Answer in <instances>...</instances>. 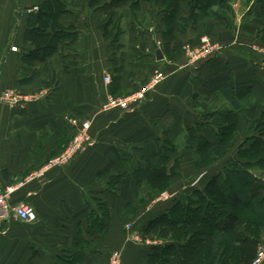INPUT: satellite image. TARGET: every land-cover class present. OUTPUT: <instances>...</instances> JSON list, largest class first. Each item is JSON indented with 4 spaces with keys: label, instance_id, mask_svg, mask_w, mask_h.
<instances>
[{
    "label": "crops",
    "instance_id": "1",
    "mask_svg": "<svg viewBox=\"0 0 264 264\" xmlns=\"http://www.w3.org/2000/svg\"><path fill=\"white\" fill-rule=\"evenodd\" d=\"M55 1L0 0V93L38 96L23 107L0 104V184L15 188L12 205L32 206L38 214L32 224L12 217L0 226V264H110L115 252L122 253V264H151L155 254L154 264H183L174 253L182 242L156 236L130 242V210L135 229L148 238L144 229L171 207L142 217L137 202L146 183L138 185L135 175L162 156L168 176L178 163L186 182L191 175L184 165L202 172L195 166L201 140L219 141L228 126L225 111L236 119L238 147L252 137L251 126L264 111V56L252 49L255 37L243 31L248 37L241 40L239 23L230 34L223 17L200 9L195 26L187 27L193 12L187 0L176 18L177 38L165 48L158 45L167 27L165 12L156 0H136L134 9V1L97 0L91 7L90 0H59L67 7L58 19L66 38L47 59L38 60L28 37L32 13ZM227 1L233 8L247 4L244 25L261 27V3ZM213 27L222 50L193 62L190 47ZM157 74L163 81L133 110L104 109L110 98L139 92ZM226 86L239 109L223 92ZM219 101L225 110L205 112ZM86 122L90 146L67 165L53 166ZM233 152L217 162L225 164L210 178L237 157ZM210 178L202 186L186 183L169 192L186 201Z\"/></svg>",
    "mask_w": 264,
    "mask_h": 264
},
{
    "label": "trees",
    "instance_id": "2",
    "mask_svg": "<svg viewBox=\"0 0 264 264\" xmlns=\"http://www.w3.org/2000/svg\"><path fill=\"white\" fill-rule=\"evenodd\" d=\"M91 7H96L97 0H90ZM136 0H115L114 4ZM164 12L167 27L163 33V45L170 47L176 40L178 23L177 16L181 11V2L187 0H156ZM193 12L187 20V27L197 23L195 10L216 17L231 24V9L227 0H188ZM261 3L264 11V0ZM216 7L221 8L223 12ZM67 7L59 0L40 6L37 14L32 13V27L29 40L35 46L34 56L45 60L53 54L67 35V31L59 24V17L66 13ZM51 29V32H47ZM223 92L236 103L229 86L223 87ZM234 114L225 111L223 115L228 126L223 128L219 141L211 143L202 139L199 149L196 169L208 168L226 158L235 150L231 135L235 129ZM253 135L241 145L237 157L229 160L223 171L210 178L203 190H196L186 201L175 200L165 214L153 219L144 229L145 236L170 238L182 242L174 253L183 264H254L262 244L261 233L264 229V177L257 176L255 169L264 174V111L259 120L253 123ZM221 132V131H220ZM166 156H162L157 165L147 169H138V185L143 183L153 186H168L171 176H168L164 166ZM125 175L119 176V180ZM215 216L210 221H204L207 216ZM208 233L204 232L207 231ZM198 239V245L204 244L206 251H199L193 240ZM156 254L151 256L154 264Z\"/></svg>",
    "mask_w": 264,
    "mask_h": 264
},
{
    "label": "rangeland",
    "instance_id": "3",
    "mask_svg": "<svg viewBox=\"0 0 264 264\" xmlns=\"http://www.w3.org/2000/svg\"><path fill=\"white\" fill-rule=\"evenodd\" d=\"M229 8L231 9V12L229 13L231 15V19L233 20V22L231 24H227L228 22H224L223 27L225 29H228L230 31V34L232 33V31L236 28V24L239 23L240 27H239V31L237 32V34L239 35L240 39L242 40L247 39L248 36H252L255 37V44L252 45V49L255 50L258 53H261L262 56H264V22L261 25V27H256L255 30H250L252 28H248V26L246 27V17H243V15L246 13V10L248 8V5H239L236 8H233L230 4H228ZM220 10H217L218 12H223V10H221V8L216 7ZM210 16V15H209ZM212 16V15H211ZM216 17V16H214ZM245 19V20H244ZM245 24V25H244ZM245 27V28H244ZM249 32H251L249 34V32H246L245 30H247ZM243 31L247 34H244ZM218 30L215 29L213 27L212 31L210 32V34L206 33L204 35H202V37L200 38L199 43L196 46H192L190 47V55L191 58H194L196 52H198L199 50L202 49V46L204 45V40L205 39H209L210 43L212 45H217V46H222L220 44L219 39L216 35L218 34ZM243 34V35H242ZM230 36V35H229ZM231 38V37H230ZM243 39V40H244ZM217 54H215L214 56H216ZM211 57V55H209ZM215 104V105H214ZM211 107H209L208 111H205L206 113H210L213 111V109L215 110H219L220 112L222 110H225V108L227 107V105H224L225 103L223 101H219V102H215ZM213 108L211 111L210 109ZM253 125L251 126V130L250 132H253ZM233 137V141H234V152L236 153V151L239 150L240 147H238V143L239 140H237L238 138H235L236 136V132L235 130H233L232 135ZM235 138V139H234ZM233 152V153H234ZM217 163V162H216ZM213 164L212 166L203 169L202 172H197L195 171V169H193L191 166L189 168V166H185L184 165V172L187 174L186 176H190L189 179H187V182L185 180H183V178L180 176L183 170V166L181 163L177 164V167L175 168V173L174 175V181H170L168 186L164 187V186H153L151 187L149 184L146 183V186H141L142 188V192L140 193V196L138 197V202H137V207L139 210V214L144 217L145 215L148 214H153L156 213L158 210H164V209H168L170 206H172L175 202V200H177V196L174 197L173 194H171V192H169V190H181V188H183L186 183H189L192 187H196V186H202L209 178L210 176H212L213 174H215L216 172H219V170H221L225 164V161H222L220 163L217 164ZM189 164V163H187ZM182 167V168H181ZM254 172L257 174V176H262L264 177V174L261 173V171L255 169ZM190 180V181H189ZM135 214V212H133L132 210L129 211V214L127 215L128 217V224H127V230L128 229V225L131 224L133 226V230L130 231L129 230V240L132 243H136L137 241L133 240V237H135V235L137 234L139 236L140 239V243H146V241H153L152 237H148L145 238L142 236L141 232H139V230L135 229L134 225H133V220L135 219V216H133ZM213 217L215 216H207L204 218V221H210L213 219ZM206 233H208L207 231H204ZM155 239V238H154ZM167 239V238H166ZM195 240H193V244L191 243V246H194L195 248H197L199 251H206L204 244L202 245H198V239L196 240V238H194ZM261 240H262V244L260 247V250L264 249V229L261 233ZM155 241V240H154ZM259 250V251H260ZM121 254V259H122V253L119 252ZM261 264H264V262H261Z\"/></svg>",
    "mask_w": 264,
    "mask_h": 264
},
{
    "label": "built area",
    "instance_id": "4",
    "mask_svg": "<svg viewBox=\"0 0 264 264\" xmlns=\"http://www.w3.org/2000/svg\"><path fill=\"white\" fill-rule=\"evenodd\" d=\"M202 49L196 52L193 62L200 61L204 58L214 56L220 53L221 46L212 45L209 39L204 40ZM162 46V42L158 43ZM105 83L110 85L112 80L109 76L105 77ZM163 81V76L157 74L154 78L145 86L139 90V92L132 94L125 98H110L107 104L104 106L105 110L111 109H123L133 110L139 103H141L145 97L155 90L158 85ZM38 96H23L14 90H4L0 93V104L8 105L10 108L23 107L29 102L37 100ZM91 123L86 122L83 124L82 129L76 134L69 143L66 150L56 158L53 162V166H65L71 162L76 156L83 153L91 144V137L89 135ZM15 188L4 189L0 184V226L12 217L18 218L21 222L32 224L38 221V214L32 206L26 204L12 205L10 202V195L14 192ZM128 229L132 231L134 228L131 224L128 225ZM133 240L140 243L139 236L136 234ZM264 262V249L259 251L258 257L254 264H261ZM110 264H122L121 254L119 252L113 253Z\"/></svg>",
    "mask_w": 264,
    "mask_h": 264
},
{
    "label": "water",
    "instance_id": "5",
    "mask_svg": "<svg viewBox=\"0 0 264 264\" xmlns=\"http://www.w3.org/2000/svg\"><path fill=\"white\" fill-rule=\"evenodd\" d=\"M157 58L159 60H162L163 59V55H162V52L160 50L157 52Z\"/></svg>",
    "mask_w": 264,
    "mask_h": 264
}]
</instances>
